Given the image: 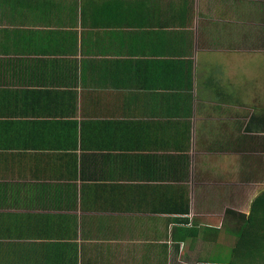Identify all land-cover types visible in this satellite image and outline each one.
<instances>
[{"label":"crops","instance_id":"0c3cea01","mask_svg":"<svg viewBox=\"0 0 264 264\" xmlns=\"http://www.w3.org/2000/svg\"><path fill=\"white\" fill-rule=\"evenodd\" d=\"M263 20L264 0H0V264H215L223 231L233 251L264 192Z\"/></svg>","mask_w":264,"mask_h":264},{"label":"trees","instance_id":"16d2710c","mask_svg":"<svg viewBox=\"0 0 264 264\" xmlns=\"http://www.w3.org/2000/svg\"><path fill=\"white\" fill-rule=\"evenodd\" d=\"M233 252L238 260L229 264H264V192L252 202L250 213L237 231Z\"/></svg>","mask_w":264,"mask_h":264},{"label":"rangeland","instance_id":"374dc122","mask_svg":"<svg viewBox=\"0 0 264 264\" xmlns=\"http://www.w3.org/2000/svg\"><path fill=\"white\" fill-rule=\"evenodd\" d=\"M248 23H253V22L249 21ZM249 27L250 24H248V28ZM251 27H253V25ZM261 28L264 29V20H263V27ZM262 39H263V48H262L263 52L257 53L254 56H252L251 54L247 56L246 90L247 88L248 90L254 88L259 93V96H261V98L262 97L264 98V37ZM256 49H260V48H256ZM248 51H252V50L248 49ZM233 77H235V74ZM233 79L235 80V78ZM242 89L245 91V86L242 85ZM235 229L236 228H234V230ZM224 233L226 232L223 231L220 233V237L223 238V241H221L220 245L215 247L216 250H214V246L212 245H210L209 249L206 250L207 253L209 252L208 257H213V256L217 257L218 261H215L214 262L215 264H229L231 261L238 260L236 254L231 250L230 247L231 245L227 244V237ZM236 240L237 237L234 240V242H236ZM234 245L235 244H233L232 247ZM234 258L236 260H234ZM201 260L205 261L203 260V258Z\"/></svg>","mask_w":264,"mask_h":264}]
</instances>
